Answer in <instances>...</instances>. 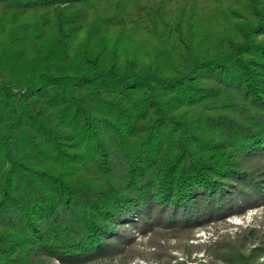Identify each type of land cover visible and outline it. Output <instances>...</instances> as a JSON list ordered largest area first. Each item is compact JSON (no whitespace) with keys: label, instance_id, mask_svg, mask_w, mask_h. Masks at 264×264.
<instances>
[{"label":"trees","instance_id":"obj_1","mask_svg":"<svg viewBox=\"0 0 264 264\" xmlns=\"http://www.w3.org/2000/svg\"><path fill=\"white\" fill-rule=\"evenodd\" d=\"M189 1L0 0V264L264 204V0Z\"/></svg>","mask_w":264,"mask_h":264},{"label":"rangeland","instance_id":"obj_2","mask_svg":"<svg viewBox=\"0 0 264 264\" xmlns=\"http://www.w3.org/2000/svg\"><path fill=\"white\" fill-rule=\"evenodd\" d=\"M191 2L207 6V0H190L189 3ZM44 14L26 12L20 17L18 24H30L37 19L41 21ZM50 23L53 24L52 21ZM145 31L146 34L144 31L142 34L149 36V40L152 39L150 33ZM81 36L82 34L77 35L76 43ZM136 54L134 55L138 57L142 55L139 52ZM226 257L232 259V264L264 262V204L251 203L221 220L204 223L186 231H135L126 252L117 256L112 263L121 260L124 264H229L224 260Z\"/></svg>","mask_w":264,"mask_h":264}]
</instances>
